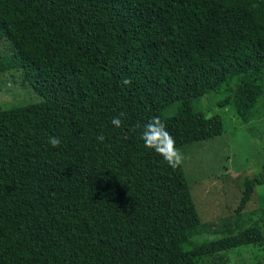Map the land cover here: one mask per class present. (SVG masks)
<instances>
[{
	"label": "trees",
	"instance_id": "trees-1",
	"mask_svg": "<svg viewBox=\"0 0 264 264\" xmlns=\"http://www.w3.org/2000/svg\"><path fill=\"white\" fill-rule=\"evenodd\" d=\"M13 72L40 101L0 103V264H198L264 246V218L195 242L182 167L135 127L159 116L179 149L211 141L222 117L198 119L194 102L223 85L219 106L253 121L264 0H0V77Z\"/></svg>",
	"mask_w": 264,
	"mask_h": 264
},
{
	"label": "rangeland",
	"instance_id": "rangeland-1",
	"mask_svg": "<svg viewBox=\"0 0 264 264\" xmlns=\"http://www.w3.org/2000/svg\"><path fill=\"white\" fill-rule=\"evenodd\" d=\"M229 94L228 86L223 85L219 92L194 102L198 119L205 120L216 114L222 117L223 134L180 149L184 155L183 177L191 188L201 220L193 237L195 242L218 238L225 229L251 227L264 218V96L256 108L255 119L244 124L233 107L219 106ZM39 101L31 88L23 85L18 73L0 77L1 104L25 105ZM246 180L253 181L254 191L246 208L237 213ZM198 264H264V246H245L202 257Z\"/></svg>",
	"mask_w": 264,
	"mask_h": 264
},
{
	"label": "clouds",
	"instance_id": "clouds-1",
	"mask_svg": "<svg viewBox=\"0 0 264 264\" xmlns=\"http://www.w3.org/2000/svg\"><path fill=\"white\" fill-rule=\"evenodd\" d=\"M123 85L127 86L131 84V79H124L122 81ZM123 113H121V116ZM121 116L113 117L111 119V124L120 128L123 126L124 121ZM140 130V139L144 143V147L155 151L160 155L163 160L172 168H178L184 163L183 152L176 146V140L167 130L166 123L159 117H151L142 126L137 124L135 126ZM105 137L101 134L97 137V140L103 142ZM48 143L53 147H59L61 144V139L55 136H49Z\"/></svg>",
	"mask_w": 264,
	"mask_h": 264
}]
</instances>
